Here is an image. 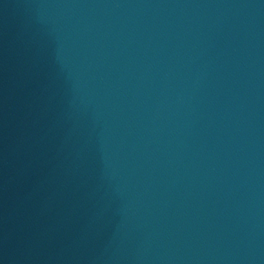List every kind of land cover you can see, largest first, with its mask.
<instances>
[{"label": "water", "instance_id": "obj_1", "mask_svg": "<svg viewBox=\"0 0 264 264\" xmlns=\"http://www.w3.org/2000/svg\"><path fill=\"white\" fill-rule=\"evenodd\" d=\"M0 264H264V0H0Z\"/></svg>", "mask_w": 264, "mask_h": 264}]
</instances>
